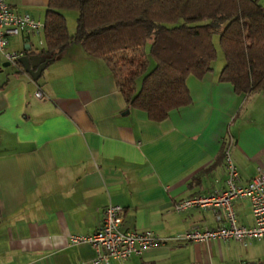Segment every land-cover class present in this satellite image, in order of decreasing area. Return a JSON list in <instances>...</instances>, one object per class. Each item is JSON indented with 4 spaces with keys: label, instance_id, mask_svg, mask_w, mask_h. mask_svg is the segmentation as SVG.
I'll use <instances>...</instances> for the list:
<instances>
[{
    "label": "crops",
    "instance_id": "0c3cea01",
    "mask_svg": "<svg viewBox=\"0 0 264 264\" xmlns=\"http://www.w3.org/2000/svg\"><path fill=\"white\" fill-rule=\"evenodd\" d=\"M6 1L44 23L48 0ZM43 46L39 33L9 38L6 50L23 52L36 69ZM220 72L188 77L191 104L152 123L127 107L106 65L80 45L37 81L0 54V264H92L90 245L69 236L96 232L109 204L122 207V230L160 239L218 227L221 212L172 207L226 188L227 149L242 183L264 170V91L237 95ZM233 209L237 225L253 226L248 199ZM107 264H264V243L166 241Z\"/></svg>",
    "mask_w": 264,
    "mask_h": 264
},
{
    "label": "trees",
    "instance_id": "16d2710c",
    "mask_svg": "<svg viewBox=\"0 0 264 264\" xmlns=\"http://www.w3.org/2000/svg\"><path fill=\"white\" fill-rule=\"evenodd\" d=\"M65 11L77 14L72 35ZM42 35L46 66L80 45L106 65L127 107L152 123L191 104L186 79L212 71L214 35L225 61L219 82L237 95L264 91V6L258 0H48Z\"/></svg>",
    "mask_w": 264,
    "mask_h": 264
},
{
    "label": "built area",
    "instance_id": "2783aa9c",
    "mask_svg": "<svg viewBox=\"0 0 264 264\" xmlns=\"http://www.w3.org/2000/svg\"><path fill=\"white\" fill-rule=\"evenodd\" d=\"M44 30V23L34 20L30 15L15 11L6 0H0V54L9 63H17L24 56L23 52L6 50L8 39L16 36L39 34ZM42 98V92L35 93ZM226 188L219 193L199 195L174 203L172 211L178 214L193 209H212L217 212L216 228H193L180 235L160 239L152 231L122 230L123 209L120 205L109 204L103 214L101 226L91 235H71V244L85 243L93 249L95 257L92 264H107L110 261H127L135 256H142L147 251L163 246L166 241L182 243H209L233 240L246 246L249 241L260 240L264 243V170L248 182L242 183L241 177L233 164L230 151H225ZM248 199L251 204L253 226L237 225L233 209L234 201Z\"/></svg>",
    "mask_w": 264,
    "mask_h": 264
},
{
    "label": "rangeland",
    "instance_id": "374dc122",
    "mask_svg": "<svg viewBox=\"0 0 264 264\" xmlns=\"http://www.w3.org/2000/svg\"><path fill=\"white\" fill-rule=\"evenodd\" d=\"M260 4L264 5V0H260ZM66 15L68 16L67 20H68V23H69V28H70V32L71 34L74 33V29H75V23H74V19H70L69 15L72 16L73 18H76L77 17V14L75 12H72V11H66ZM72 26H73V29H72ZM74 30V31H73ZM213 43L216 47V50H217V57H216V60L212 63V68H214L215 70H217L218 68H221L223 67L225 61H224V57H223V54H222V51L219 47V44H218V36L217 35H214L213 37ZM146 53H147V56H148V60H149V68H148V71H150L153 67H154V62L150 56V42H148L146 44ZM141 84V79L138 80V87L140 86Z\"/></svg>",
    "mask_w": 264,
    "mask_h": 264
},
{
    "label": "water",
    "instance_id": "95a60500",
    "mask_svg": "<svg viewBox=\"0 0 264 264\" xmlns=\"http://www.w3.org/2000/svg\"><path fill=\"white\" fill-rule=\"evenodd\" d=\"M33 60L28 56L21 57L17 63L22 67L23 71L31 77L34 81H37L40 77V74L45 68V63H41L37 65L36 69H34ZM3 66H7L6 64Z\"/></svg>",
    "mask_w": 264,
    "mask_h": 264
}]
</instances>
